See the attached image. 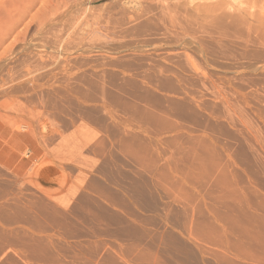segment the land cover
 <instances>
[{
	"label": "rangeland",
	"instance_id": "rangeland-1",
	"mask_svg": "<svg viewBox=\"0 0 264 264\" xmlns=\"http://www.w3.org/2000/svg\"><path fill=\"white\" fill-rule=\"evenodd\" d=\"M263 197L264 0H0V264H264Z\"/></svg>",
	"mask_w": 264,
	"mask_h": 264
},
{
	"label": "bare ground",
	"instance_id": "bare-ground-1",
	"mask_svg": "<svg viewBox=\"0 0 264 264\" xmlns=\"http://www.w3.org/2000/svg\"><path fill=\"white\" fill-rule=\"evenodd\" d=\"M61 3H63V2H61ZM61 3H58L57 5L59 6V5H61ZM64 3H66V2H64ZM56 5V6H57ZM182 51V50H181ZM182 55V54H181ZM178 57V56H177ZM187 56H185V58H186ZM175 58V57H174ZM184 58V59H185ZM172 60H173V58H172ZM182 61V60H181ZM210 61V60H209ZM185 62V61H184ZM187 62V61H186ZM213 63V62H212ZM181 63L179 62V64H178V66L180 65ZM182 65V64H181ZM180 65V66H181ZM187 65V64H186ZM171 66V65H170ZM172 66H174V65H172ZM179 66V67H180ZM185 66V65H184ZM183 66V67H184ZM182 67V66H181ZM166 68V67H165ZM185 68H187V67H185ZM163 69V68H162ZM166 69H168V68H166ZM171 69V68H170ZM188 69V68H187ZM161 70V69H160ZM173 70H175V69H173ZM171 71V70H170ZM184 71H186V70H184ZM197 71V70H196ZM173 72V71H172ZM175 72V71H174ZM179 72V71H178ZM177 72V73H178ZM199 72V71H198ZM203 72V71H202ZM205 72V71H204ZM174 74H176V73H174ZM180 74H182V73H180ZM199 74H200V72H199ZM206 74V73H205ZM183 75V74H182ZM206 76H208V75H206ZM200 77V76H199ZM203 77H205V76H203ZM181 80H182V78H180ZM201 79V78H200ZM204 79V78H203ZM185 80V79H184ZM202 80V79H201ZM202 82V81H201ZM183 83V82H182ZM202 95V94H201ZM200 95V96H201ZM204 102V101H203ZM199 104H200V102H199ZM202 104V103H201ZM200 126V125H199ZM197 129V128H196ZM214 133V132H213ZM129 134V133H128ZM121 136V135H120ZM125 137V136H124ZM119 139H121V138H119ZM123 139V138H122ZM125 141V140H124ZM264 198V197H263ZM259 199V198H258ZM255 202V201H254ZM258 203V202H257ZM245 204V203H244ZM246 204H248V202L246 203ZM254 204V203H253ZM259 205H261V204H259ZM264 205V204H263ZM262 207V206H261ZM252 208H254V207H252ZM264 207H262V209H263ZM250 209V208H249ZM258 209V208H257ZM245 210V209H244ZM264 210V209H263ZM262 210V211H263ZM251 211V210H250ZM255 211V210H254ZM235 212V211H234ZM240 212V211H239ZM242 212V211H241ZM246 212V211H245ZM264 212V211H263ZM243 213V212H242ZM242 213H241V215H242ZM247 213V212H246ZM253 213V212H252ZM238 214V213H237ZM257 214H259V213H257ZM252 215V214H251ZM238 216V215H237ZM248 216V215H247ZM258 216L259 215H256V217H255V215H254V217L252 218H248V219H246V217L244 218V220L243 219H240V221H238V220H235V219H233L232 218V221L231 220H229V218L228 219H225V222H223L224 221V219H223V216L221 217V219H223V221H219V224L221 225V229H223L225 232H234L233 234H235V231H236V228H235V226H237L238 224H241V225H243V223L244 224H246L247 223V225H248V227L246 228L245 227V229H242V228H239V229H241V231H243V233L244 234H247V233H249V232H256V229H257V231H258V228L257 227H261V225L260 224H262V225H264V216H259L260 218H258ZM220 218V217H219ZM219 218H217V221H218V219ZM225 218H227V217H225ZM237 219V218H236ZM247 221H246V220ZM228 220V221H227ZM235 220V221H234ZM246 221V222H245ZM231 222V223H230ZM244 226V225H243ZM243 226H238V227H243ZM237 227V228H238ZM253 229H252V228ZM35 228V227H34ZM220 228V227H219ZM248 228H251V229H248ZM262 228V227H261ZM260 229V228H259ZM252 230V231H251ZM263 231H264V229H263ZM252 232V233H253ZM250 234V233H249ZM256 234V233H255ZM264 234V233H263ZM226 235H230V234H227L226 233ZM248 235V234H247ZM252 235H254V234H252ZM259 235V234H258ZM258 235H256V236H258ZM221 236H222V234H221ZM238 236V235H237ZM249 236V235H248ZM255 236V235H254ZM224 237H227V236H224ZM223 237V238H224ZM240 237H242V236H240ZM250 237H253V236H250ZM260 237V236H259ZM259 237H258V239H259ZM243 238V237H242ZM244 238L246 239V237L244 236ZM248 238V237H247ZM256 238V237H255ZM225 239V238H224ZM237 239V238H236ZM252 239V238H251ZM223 240V239H222ZM226 240V239H225ZM233 240V239H232ZM242 240V239H241ZM227 241H228V243L231 241H229V239H228V237H227ZM236 241V240H235ZM237 241H239V240H237ZM259 241V240H258ZM257 241V242H258ZM245 242V241H244ZM222 243V242H221ZM225 243H227V242H225ZM227 243V244H228ZM231 243H233V241H231ZM225 245V244H224ZM252 245V244H251ZM219 246H221V244H219ZM229 246H231V244L229 243ZM229 246H227L228 247V249L230 248ZM201 248H203V247H201ZM253 248V247H252ZM264 248V247H263ZM98 249V248H97ZM100 249V248H99ZM211 249V248H210ZM211 251V250H210ZM214 251V250H213ZM221 250H219V252H220ZM225 251H227V250H225ZM212 252V251H211ZM207 253V252H206ZM221 253H223L222 251H221ZM208 254V253H207ZM210 254V253H209ZM227 254V253H226ZM247 254H248V250H247ZM213 255H214V253H213ZM212 256V255H211ZM225 256V255H224ZM216 257V259H217V256H215ZM223 257V256H222ZM236 257L237 258H239L240 260H245V259H247V257L245 258V255L243 254H241L240 253V251H239V253H237V255H236ZM249 257H250V254H249ZM251 257H252V255H251ZM141 258V257H140ZM225 258V257H224ZM236 258V259H237ZM253 258V257H252ZM251 258V259H252ZM150 259V258H149ZM228 259V258H227ZM107 260V259H106ZM139 260V259H138ZM147 260V259H146ZM151 260V259H150ZM224 260H226V259H224ZM249 260V262L251 261L250 259H248ZM247 260V261H248ZM143 260H141L140 262H142ZM229 261V260H228ZM139 262V261H138ZM139 262V263H140ZM221 262H223V261H221ZM225 262V261H224ZM251 262H254V261H251ZM250 262V263H251ZM259 262V261H258ZM142 263H144L145 264V262L143 261ZM148 263V262H147ZM153 263H155V261L153 262ZM217 263H220L219 261L217 262ZM241 263V262H240ZM246 263V262H245ZM221 264V263H220ZM244 264V263H243Z\"/></svg>",
	"mask_w": 264,
	"mask_h": 264
}]
</instances>
